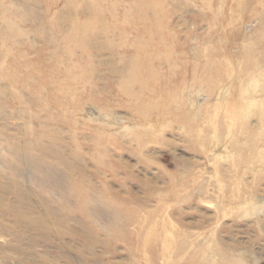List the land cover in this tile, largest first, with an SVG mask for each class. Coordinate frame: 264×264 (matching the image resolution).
Segmentation results:
<instances>
[{
  "label": "rangeland",
  "instance_id": "1",
  "mask_svg": "<svg viewBox=\"0 0 264 264\" xmlns=\"http://www.w3.org/2000/svg\"><path fill=\"white\" fill-rule=\"evenodd\" d=\"M260 15L264 0H0V194L8 196H0V264H255L248 254L239 257L244 249L264 264V215L234 214L249 201L264 207V169L256 170L264 157V105L245 117L240 93L244 80L264 77ZM258 93L247 98L264 101V89ZM227 149L237 152V166L218 157ZM21 196L26 203L16 201Z\"/></svg>",
  "mask_w": 264,
  "mask_h": 264
},
{
  "label": "bare ground",
  "instance_id": "2",
  "mask_svg": "<svg viewBox=\"0 0 264 264\" xmlns=\"http://www.w3.org/2000/svg\"><path fill=\"white\" fill-rule=\"evenodd\" d=\"M158 2H159V1H158ZM223 3H224V2H223ZM150 4H151V3H150ZM152 4H153V3H152ZM160 6H161V5H160ZM153 10H154V9H153ZM155 11H156V10H155ZM142 12H143V11H142ZM135 13H137V11H136ZM155 13H156V12H155ZM261 14H262V13H261ZM133 16H134V15H133ZM153 16H155V15H153ZM262 16H264V15H262ZM262 16L260 15V17H262ZM135 17H136V16H135ZM140 18H141V17H140ZM155 18H156V17H155ZM137 19H138V18H137ZM152 19H153V18H152ZM260 20H261V19H260ZM262 22H263V20H262ZM9 24H10V23H9ZM260 24H261V23H260ZM262 24H263V23H262ZM11 25H12V24H11ZM13 27H14V26H13ZM102 27H103V26H102ZM247 28H248V27H247ZM262 28H263V27H262ZM262 28H261V29H262ZM256 31H257V30H256ZM16 32H17V31H16ZM251 32H252V31H251ZM261 32H262V31H261ZM98 34H99V33H98ZM85 35H86V34H84L83 37H84ZM88 35H89V34H88ZM259 35H260V34H259ZM259 35H258V36H259ZM80 36H81V35H80ZM123 36H124V33H123ZM157 36H158V35H157ZM78 37H79V36H78ZM83 37H82V39H83ZM141 38H142V37H141ZM141 38L139 37L138 40L140 41ZM30 39H31V38H30ZM84 39H85V38H84ZM84 39H83V40H84ZM97 39H98V38H97ZM157 39H158V38H157ZM86 40H87V39H86ZM122 40H126V38H125V39H122ZM136 40H137V38H136ZM136 40H134V41H136ZM35 41H36V40H35ZM87 41H90V39H88ZM159 41H161V40H159ZM84 42H85V41H84ZM121 42H122V41H121ZM124 42H125V41H124ZM132 42H133V41H132ZM36 43H38V41H37ZM122 43H123V42H122ZM134 43H135V42H134ZM149 43H150V42H149ZM13 44H14V43H13ZM17 44H18V43H17ZM29 44H30V43H29ZM32 44H34V43H31L30 46H31ZM86 44H87V43H86ZM128 44H129V43H128ZM135 44H137V43H135ZM150 44H151V43H150ZM150 44H149V45H150ZM124 45H125V44H124ZM141 45H143L142 42H141ZM144 45H145V44H144ZM28 46H29V45H28ZM38 46H39V45H38ZM79 46H81V44H80ZM129 46H130V44H129ZM131 47H132V46H131ZM134 47H136V46L134 45ZM138 47H139V42H138ZM138 47H137V48H138ZM148 47H149V46H148ZM78 48H80V47H78ZM132 48H133V47H132ZM150 48H151V47H150ZM42 49H43V48H42ZM80 49H81V48H80ZM87 49H88V47H87ZM36 50H37V49H36ZM135 50H136V49H135ZM144 50H145V49H144ZM146 50H147V49H146ZM146 50H145V51H146ZM148 50H150V49H148ZM37 51H38V50H37ZM39 51H40V49H39ZM136 51H138V49H137ZM136 51H135V52H136ZM40 52H41V51H40ZM135 52H134V54H136ZM138 52L140 53V51H138ZM39 54H40V53H39ZM39 54H38V55H39ZM36 55H37V52H36ZM133 56H134V55H133ZM133 56H132V57H133ZM17 57H18V56H17ZM41 57H42V56H41ZM130 57H131V56H130ZM145 57H146V56H145ZM134 58H135V56L133 57V59H134ZM26 59H28V58L26 57ZM40 59H41V58H40ZM126 59H128V58H126ZM139 59H141L140 56H139ZM37 60H38V59H37ZM131 60H132V59H131ZM125 61H126V60H125ZM38 62H39V61H38ZM40 62H41V61H40ZM148 62H149V61H148ZM134 63H135V61H134ZM142 63H146V62H142ZM152 63H154V62H152ZM39 64H40V63H39ZM126 64H127V62H126ZM130 64H131V63H130ZM132 65H134V64H132ZM136 65H137V64H136ZM128 66H129V64H128ZM134 66H135V65H134ZM144 66H145V65H144ZM148 66L150 67L149 64H148ZM132 67H133V66H130L129 68H132ZM145 67H146V66H145ZM153 67H154V65H153ZM153 67H152V68H153ZM134 68H135V67H134ZM127 69H128V68H127ZM153 69H155V68H153ZM129 70H130V69H129ZM133 70H134V69H133ZM124 71H125V70H124ZM148 71H151V70H148ZM249 72H250V71H249ZM263 72H264V71H263ZM73 73H74V72H73ZM122 73H123V72H122ZM125 73H126V71H125ZM128 73H129V71H128ZM130 73H131V70H130ZM132 73H133V72H132ZM132 73H131L130 76H133ZM149 73H150V72H149ZM250 73H253V72H250ZM120 74H121V73H120ZM247 74H248V73H247ZM254 74H255V73H254ZM80 75H81V74H80ZM86 75H87V74H86ZM121 75H122V74H121ZM126 75H127V74H126ZM249 75L252 76L251 74H249ZM249 75H247L246 77H248ZM255 75H256V74H255ZM262 75H263V74H262ZM71 76H72V75H71ZM88 76H89V75H88ZM128 76H129V74H128ZM134 76H135V74H134ZM83 77H84V76H83ZM124 77H125V78H128V77H126V76H124ZM148 77H150V76L148 75ZM253 77H254V75H253ZM255 77H256V76H255ZM16 78H18V77H16ZM20 78H21V77H20ZM65 78H66V77H65ZM68 78H69V77H68ZM78 78H79V76H78ZM85 78H86V77H85ZM129 78H130V77H129ZM239 78H241V77H239ZM87 79H88V78H87ZM87 79H86V80H87ZM130 79H132V78H130ZM247 79H249V77H248ZM82 80H83V78H82ZM123 80H124V79H123ZM132 80H133V79H132ZM242 80H243V79H242ZM242 80H241V81H242ZM65 81H66V80H65ZM76 81H77V80H76ZM84 81H85V80H84ZM125 81H126V80H125ZM125 81H124V82H125ZM245 81H247V80H244V83H245V84H243V85L241 86V89H242V90L240 89V90H241L240 93H242V97L245 99V101L247 100V108H246L245 117H248V116H250V115L252 114L253 111H256V110L261 109V108L263 107V105H264L263 96H260V98H257V100H256V99H255V100H253V99L251 100V99H248V98H247L248 95H250V94H252V93H258L261 89H264V77H263V78H260V77H259V79H258V77H257V79H256V78H251V79H249L247 82H245ZM16 82H17V81H16ZM19 83H20V82H19ZM127 83H128V81H127ZM132 83H133V82H131L130 84H132ZM15 85H16V84H15ZM60 85H61V84H60ZM132 85H133V84H132ZM239 85H240V84H239ZM34 86H35V85H34ZM34 86H33V87H34ZM56 86H58V85H56ZM52 87H53V86H52ZM52 87H50V88H52ZM0 88H1V86H0ZM34 88H35V87H34ZM37 88H38V86H37ZM53 88H54V87H53ZM55 88H56V87H55ZM59 90H60V89H59ZM93 90H94V89H93ZM126 91H129V90H126ZM126 91H125V93H126ZM131 91H132V90H131ZM131 91H129V93H130ZM4 92H5V91H4ZM4 92H2V93H4ZM2 93H1V94H2ZM51 93H52V92H51ZM51 93H50V94H47V95H51ZM57 93H58V92H57ZM42 94H43V93H42ZM53 94H54V93H53ZM93 94H94V93H93ZM93 94H92V95H93ZM95 94H96V93H95ZM97 94H98V93H97ZM127 94H128V93H127ZM258 94H262V91H261V93H258ZM6 95H7V94H6ZM77 95H79V94H77ZM80 96H81V95H80ZM93 96H95V95H93ZM42 97H44V96H42ZM77 97H78V96H77ZM97 97H98V96H97ZM45 98H46V97H45ZM57 98H59V97H57ZM64 98H65V96H64ZM67 98H68V97H67ZM81 98H82V97H81ZM81 98H80V99H81ZM98 98H99V97H98ZM47 99H48V98H47ZM84 99H85V98H84ZM102 99H103V98H102ZM43 101H44V99H43ZM47 101H48V100H47ZM84 101H85V100H84ZM44 102H45V101H44ZM64 102H65V101H64ZM64 102H63V103H64ZM66 102H67V101H66ZM68 102L70 103L71 101H68ZM243 102H244V101H243ZM60 103H61V102H60ZM73 103L75 104V102H73ZM78 103H79V102H78ZM80 103H81V102H80ZM87 104H88V103H87ZM194 104H196V102H195ZM262 104H263V105H262ZM76 105H77V104H76ZM79 105H80V104H79ZM79 105H77V106H79ZM89 105H90V104H89ZM241 105H242V104H241ZM245 105H246V104H245ZM84 106H86V105H84ZM193 106H194V105H193ZM242 106H243V105H242ZM59 107H60V105H59ZM64 107H65V106H64ZM68 107H70V105H69ZM88 107H89V106H88ZM2 108H3V107H2ZM62 108H63V107H62ZM62 108H61V109H62ZM75 108H76V106H75ZM84 108H85V107H84ZM92 108H93V107H92ZM241 108H242V107H241ZM78 109H80V108L77 107L76 110H78ZM239 109H240V108H239ZM27 110H29V109H27ZM74 110H75V109H74ZM85 110H86V108H85ZM95 110H96V109H95ZM193 110H195V109H193ZM244 110H245V109H244ZM78 111H79V110H78ZM74 112H75V111H74ZM76 112H77V111H76ZM82 112H83V111H82ZM84 112H85V111H84ZM93 112H94V111H93ZM102 112H103V111H102ZM104 112H106V111H104ZM108 112H109V111H108ZM242 112H243V111H242ZM29 113H30V110H29ZM29 113H28L27 115H30ZM48 113H49V112H48ZM63 113H64V112H63ZM20 114H21V113H20ZM65 114H66V113H65ZM65 114H64V115H65ZM69 114H70V113H69ZM69 114H67V115H69ZM72 114H73V111H72ZM75 114H77V113H75ZM78 114H79V113H78ZM105 114H106V113H105ZM109 114H110V113H109ZM113 114H114V113H113ZM213 114H214V113H213ZM243 114H244V113H243ZM27 115H26V116H27ZM31 115H32V114H31ZM83 115H84V114H83ZM241 115H242V114H241ZM35 116H36V114H35ZM35 116H34V117H35ZM42 116H44V118H42V119H46V117H47V115H46V116H45V115H42ZM42 116H41V117H42ZM51 116H52V115H51ZM70 116H71V115H70ZM70 116H69V117H70ZM103 116H104V115H103ZM195 116H196V115H195ZM258 116H259V115H258ZM15 117H16V116H15ZM29 117H30V116H29ZM34 117H33V119H34ZM38 117H39V115H38ZM41 117H39V118H41ZM48 117H49V116H48ZM72 117H73V116H72ZM84 117H85V116H84ZM116 117H118V116H116ZM190 117H192V116H190ZM216 117H217V116H216ZM18 118H19V117H18ZM67 118H68V117H67ZM67 118H66V119H67ZM77 118H78V117H77ZM77 118H76L75 120H77ZM237 118H239V117H237ZM30 119H31V117H30ZM47 119H48V118H47ZM47 119H46V120H47ZM240 119H243V118L241 117ZM258 119H259V117H258ZM1 120H2V119H1ZM14 120H15V119H14ZM63 120H64V119H63ZM67 120H68V119H67ZM67 120H66V121H67ZM152 120H153V119H152ZM260 120H261V119H260ZM43 121H44V120H43ZM47 121H48V120H47ZM53 121H54V118H53ZM56 121H59V120H56ZM56 121H54V122H56ZM78 121H79V120H78ZM80 121H81V118H80ZM145 121H146V120H145ZM238 121H239V120H238ZM249 121H250V119H249ZM24 122H25V121H24ZM36 122H37V121H36ZM44 122H45V121H44ZM49 122H52V121H48V124H49ZM64 122H65V121H64ZM64 122L62 121V124H63ZM67 122H68V121H67ZM121 122H122V121H121ZM139 122H140V121H139ZM152 122H153V121H152ZM155 122H160V121H156V120H155ZM161 122H163V121H161ZM239 122H240V121H239ZM242 122H243V121H242ZM1 123H2V122H1ZM8 123H9V122H8ZM38 123L40 124V121H39ZM142 123H143V121H142ZM166 123H167V122H166ZM248 123H249V122H248ZM248 123H247V124H248ZM29 124H30V126H31V124H32V126H33V125L35 124V122H34V123L29 122ZM41 124H42V123H41ZM74 124H76V123H74ZM85 124H87V123H85ZM94 124H95V123H94ZM115 124H116V123H115ZM136 124H137V123H135V125H136ZM168 124H170V123H168ZM168 124H166V125H168ZM171 124H172V123H171ZM183 124H184V123H183ZM258 124H260V123H258ZM258 124H257V125H258ZM261 124H262V123H261ZM2 125H4V123H3ZM23 125H24V124H23ZM44 125H45V123L43 124V126H44ZM50 125H51V127H49V128H52V124H50ZM77 125H79V124L77 123ZM77 125H76V126H77ZM80 125H81V124H80ZM138 125H139V124H138ZM150 125H151V124H150ZM43 126L40 125V128H39V129L41 130V127H43ZM47 126H48V125H47ZM66 126H67V125H66ZM125 126H126V125H125ZM169 126H170V125H169ZM172 126H174V124H173ZM177 126H179V125H177ZM177 126H176V128H177ZM184 126H185V125H184ZM6 127H7V126H6ZM36 127H37V124H36ZM45 127H46V126H44L43 130H45ZM54 127H55V126H54ZM54 127H53V128H54ZM86 127H87V126H86ZM91 127H92V126H91ZM94 127H95V125H94ZM98 127H99V125H98ZM104 127H105V126H104ZM129 127H130V126H129ZM161 127H162V126H161ZM49 128H48V129H49ZM53 128H52V129H53ZM108 128H110V127H108ZM113 128H114V127H113ZM140 128H141V127H140ZM184 128H185V127H184ZM186 128H187V127H186ZM186 128H185V129H186ZM246 128H247V127H246ZM258 128H259V127H258ZM7 129H8V128H7ZM39 129H36L35 131H37V130L39 131ZM46 129H47V128H46ZM52 129H49V131L52 130ZM55 129H57V128H55ZM85 129H86V128H85ZM88 129H89V128H88ZM95 129H97V128L95 127ZM141 129H142V128H141ZM158 129H159V128H158ZM172 129H174V128H172ZM241 129H242V128H241ZM248 129H249V128H248ZM248 129H247V130H248ZM33 130H34V129H33ZM53 130H54V129H53ZM69 130H70V129H69ZM81 130H83V129H81ZM86 130H87V129H86ZM91 130H93V129H91ZM103 130H105V129H103ZM111 130H112V129H111ZM113 130H114V129H113ZM27 131H28V130H27ZM29 131H30V130H29ZM58 131H62V130L60 129V130H58ZM67 131H68V130H67ZM93 131H94V130H93ZM107 131H108V130H107ZM109 131H110V130H109ZM139 131H140V130H139ZM143 131H144V130H143ZM187 131H188V130H187ZM189 131H190V130H189ZM261 131H262V130H261ZM33 132H34V131H32V133H33ZM42 132H43V131H42ZM47 132H48V130H47ZM55 132H56V131H55ZM55 132H54V134L56 135ZM63 132H64V131H63ZM84 132H85V131H84ZM102 132H103V131H102ZM140 132H142V131H140ZM159 132H160V131H159ZM179 132H180V131H179ZM185 132H186V131H185ZM34 133H37V132H34ZM34 133H33V135H34ZM38 133H39V136H40V131H39ZM44 133H45V132H44ZM48 133H51V132H48ZM61 133H62V132H61ZM69 133H70V132H69ZM86 133H87V132H86ZM189 133H190V132H189ZM28 134H29V133H28ZM41 134H43V133H41ZM51 134H52V133H51ZM57 134H58V133H57ZM102 134H103V133H102ZM115 134H116V133H115ZM115 134H114V135H115ZM193 134H194V133H193ZM58 135H60V134H58ZM62 135H63V134H62ZM68 135H69V134H68ZM68 135H66V137H67ZM99 135H100V134H99ZM116 135H117V134H116ZM118 135H119V133H118ZM118 135H117V136H118ZM137 135H138V134H137ZM145 135H146V134H145ZM148 135H150V134L148 133L147 136H148ZM188 135H189V134H188ZM27 136H28V135H27ZM39 136H38V137H39ZM41 136H42V135H41ZM41 136H40V138H41V140L43 141L44 139H42ZM60 136H61V135H60ZM60 136H59V137H60ZM63 136H64V135H63ZM74 136H76V135H74ZM88 136L90 137L91 135H88ZM50 137H53V136H50ZM61 137H62V136H61ZM91 137H93V136H91ZM122 137H123V136H122ZM142 137H143V135H142ZM148 137H149V136H148ZM150 137H151V136H150ZM154 137H155V136H154ZM33 138H34V137H33ZM55 138H58V137H55ZM55 138L53 137V139H55ZM64 138H65V137H64ZM68 138H69V136H68ZM68 138H67V139H68ZM77 138H78V137H77ZM77 138H76V139H77ZM79 138H80V137H79ZM81 138H82V136H81ZM93 138H94V137H93ZM131 138L133 139V137H131ZM135 138H136V137H135ZM161 138H162L161 141L164 140L162 136H161ZM246 138H247V137H246ZM248 138H250V137H248ZM248 138H247V139H248ZM0 139H2V138H0ZM30 139H31V138H30ZM37 139H38V138H37ZM37 139H36V141H38ZM46 139H47V138H46ZM46 139H45V140H46ZM48 139H50V138H48ZM59 139L61 140L62 138H59ZM59 139H58L57 141L59 142V144H62V143L60 142ZM67 139L64 140V141H67ZM105 139H106V138H105ZM144 139H145V138H144ZM150 139H152V138H150ZM193 139L195 140V137H194V136H193ZM27 140H28V139H27ZM109 140H111V139H109ZM117 140H119V138H117ZM117 140H116V141H117ZM129 140H130V139H129ZM142 140H143V139H142ZM155 140H156V139H155ZM158 140H159V137H158ZM249 140H250V139H249ZM39 141H40V140H39ZM42 141H41V142H42ZM49 141H50V140H49ZM52 141H53V140L51 139V143H52ZM54 141H55V140H54ZM57 141H56V146H57V144H58ZM61 141H63V139H62ZM64 141H63V142H64ZM74 141H75V139H74ZM76 141H77V140H76ZM84 141H85V140H84ZM116 141H115V142H116ZM139 141H140V139H139ZM143 141H144V140H143ZM147 141H148V140H147ZM153 141H154V140H153ZM156 141H157V140H156ZM167 141H168V140H167ZM191 141H192V139H191ZM32 142H33V141H32ZM34 142H35V141H34ZM34 142H33V144H34ZM46 142H47V141H46ZM122 142H124V141L122 140ZM126 142H127V141H126ZM159 142H160V141H159ZM169 142H170V141H169ZM0 143H1V142H0ZM27 143H28V142H26V144H27ZM35 143H36V142H35ZM69 143H70V142H69ZM69 143H68V144H69ZM79 143H81V142H79ZM79 143H78V144H79ZM91 143H92V141H91ZM112 143H113V142H112ZM124 143H125V142H124ZM131 143H133V142H131ZM138 143H139V142H138ZM140 143H141V142H140ZM143 143H144V142H143ZM143 143L140 144V147H141V145H143ZM153 143H154V142H153ZM33 144H32V145H33ZM39 144H40V143H39ZM45 144H46V145H45ZM45 144H44V141H43V144H42V145H45V147H46V146L48 147V144H47V143H45ZM49 144H50V142H49ZM82 144H83V143H82ZM101 144H102V142H101ZM120 144H121V142H120ZM125 144H126V143H125ZM134 144H135V143H134ZM164 144H165V143H164ZM164 144H163V145H164ZM199 144H200V143H199ZM51 145H52V144H51ZM75 145H76V144H75ZM86 145H87V144H86ZM98 145H99V144H98ZM102 145H103V144H102ZM112 145H113V144H112ZM114 145H115V143H114ZM123 145H124V144H122V145H120V146L123 147ZM131 145H132V144H131ZM167 145H168V144H167ZM202 145H203V144H202ZM202 145H200V146L202 147ZM52 146H53V148H54V143H53ZM63 146H64V145H63ZM80 146H82V145H79L78 147H80ZM94 146H95V145H94ZM143 146H144V145H143ZM204 146H205V145H204ZM25 147H26V146H25ZM27 147H28V146H27ZM45 147H41V148H43L42 150H44ZM49 147H50V145H49ZM49 147H48V148H49ZM59 147H60V146H59ZM59 147H55V148H58L56 151H58L59 149H62V151H61L62 153H61V152H58V153L63 154V151H64L63 148H62V147L59 148ZM66 147H69V146L67 145ZM74 147H76L77 149H79V148L77 147V145L74 146ZM82 147H84V145H83ZM87 147H88V145L86 146V148H87ZM103 147H104V146H103ZM106 147H107V146H105V148H106ZM138 147H139V146H138ZM201 147H200V148H201ZM53 148H52V150H54V153H55L56 151H55V149H53ZM70 148H71V147H70ZM105 148H104V149H105ZM110 148H112V146H111ZM115 148H116V146H115ZM233 148H234V147H233ZM247 148H249V147H246V149H247ZM7 149H8V148H7ZM37 149H38V148H37ZM68 149H69V148H68ZM68 149H67V150H68ZM72 149H73V148H72ZM77 149H76V150H77ZM88 149H89V147H88ZM94 149H95V147H94ZM96 149H97V148H96ZM100 149H101V147H100ZM104 149H103V150H104ZM113 149H114V148H113ZM113 149H112V150H113ZM120 149H121V148H120ZM120 149H119V150H120ZM127 149H128V148H127ZM142 149H143V148H142ZM198 149H199V147H198ZM205 149H206V148H205ZM234 149H235V148H234ZM234 149H233V150H232V149L224 150L223 153H221L218 157H220V158H222V159H230L229 161L231 162V164H232L233 166H237L239 161H238V162L236 161V154H235V153H237V152L235 151L236 149H235V150H234ZM18 150H19V149H18ZM20 150H21V149H20ZM25 150H26V148H25ZM29 150H30V149H29ZM31 150H32V149H31ZM35 150H36V149H35ZM38 150L41 151V149H38ZM47 150L49 151V149H47ZM76 150H75V151H76ZM80 150H81V148H80ZM80 150H79V151H80ZM89 150H90V149H89ZM101 150H102V149H101ZM109 150H111V149H109ZM125 150H126V149H125ZM134 150H135V149H134ZM247 150H248V149H247ZM40 151H39V152H40ZM45 151H46V150H44L43 152H45ZM48 151H47V152H48ZM68 151H70V150H68ZM68 151H67V152L65 151V152L67 153V155L69 154ZM82 151H83V150H82ZM82 151H81L80 153H82ZM94 151H96V150H94ZM94 151H92V152H93V153H92L93 156L95 155V154H94V153H95ZM97 151H99V150H97ZM106 151H107V150H106ZM135 151H136V150H135ZM244 151H245V150H244ZM244 151H242V152H244ZM39 152H38V154H39ZM50 152H51V149H50ZM50 152H49V154H50ZM83 152H84V151H83ZM85 152L88 154L87 150H85ZM89 152H90V151H89ZM99 152H100V151H99ZM246 152H247V151H245V153H246ZM41 153H42V152H40V154H41ZM54 153H53V154H54ZM56 153H57V152H56ZM72 153H73V152H72ZM77 153H79V152H77ZM105 153H106V152H104V154H105ZM109 153H110V152H109ZM112 153H114V151H113ZM112 153H111V154H112ZM120 153H121V152H120ZM245 153H244V155H245ZM9 154H10V153H9ZM17 154H19V153H17ZM20 154H21V153H20ZM70 154H71V153H70ZM74 154H75V152H74ZM74 154H73V156H74ZM102 154H103V153H102ZM137 154H138V153H137ZM140 154H141V153H140ZM234 154H235V155H234ZM50 155H51V154H50ZM54 155H55V158H56V157H57L56 154H54ZM71 155H72V154H71ZM71 155H70V156H71ZM75 155H79V154H75ZM80 155H81V154H80ZM85 155H86V154H85ZM88 155H89V154H88ZM96 155H97V153H96ZM13 156H16V154H13ZM13 156H12V157H13ZM47 156H48V154H47ZM58 156H59V154H58ZM61 156L63 157V155H61ZM83 156H84V155H83ZM83 156L81 155L80 157L82 158ZM91 156H92V155H91ZM97 156H98V155H97ZM104 156H105V157H103V158L105 159L106 156H109V154H108V155H104ZM113 156L115 157L114 154H113ZM138 156H139V155H138ZM141 156H144V155H141ZM258 156H259V155H258ZM12 157H11V160H12ZM34 157H37V156H34ZM43 157H44V156H43V154H42V158H43ZM45 157H46V156H45ZM64 157H65V156H64ZM80 157H78V156L76 157V156H75V160L78 159V158H80ZM84 157H85V156H84ZM84 157H83V159H84ZM87 157H88V156H87ZM89 157H90V156H89ZM99 157H100V156H98L97 158L100 159L101 157H100V158H99ZM116 157H117V156H116ZM116 157H115V159H117ZM122 157H123V156H122ZM139 157H140V156H139ZM254 157H255V155H254ZM254 157H253V158H254ZM20 158H22V157H20ZM38 158H39V157H38ZM47 158H48V157H47ZM49 158H50V157H49ZM49 158H48V159H49ZM67 158H68V157H67ZM67 158L65 157V159H67ZM90 158L93 159V161H94V157H90ZM90 158H89V159H90ZM107 158L109 159V157H107ZM107 158H106V159H107ZM145 158H146V157H145ZM243 158H244V157H243ZM261 158H262V157H261ZM9 159H10V158H9ZM44 159H45V158H44ZM44 159H43V161H44ZM62 159H63V158H62ZM83 159H82V161H81V159H80V161L83 162ZM98 159L95 160L94 164L96 163V161L98 162ZM101 159H102V158H101ZM106 159L104 160L105 162H107ZM263 159H264V157L262 158V160H263ZM39 160H41V159H39ZM39 160H37V162H38ZM51 160H52V159H51ZM56 160H57V159H56ZM67 160L69 161L70 159H67ZM73 160H74V159H73ZM262 160H261L262 163L258 164L259 162H258L257 159H256V163L258 164V165L256 166V170H257V168H260V170H263V169H264V160H263V161H262ZM15 161H16V159H15ZM15 161H13V162H15ZM46 161H47V160H46ZM62 161H63V160H62ZM104 161H102V163H105ZM108 161H109V160H108ZM118 161H119V160H118ZM120 161H121V160H120ZM149 161H150V159H149ZM249 161H250V160H249ZM249 161L246 162V163H244V162L242 161L243 164L246 165V166H244V167H247V166H248L247 168H249V167L251 168V167H254V166L256 165V164L251 163V162H249ZM252 161H253V159H252ZM259 161H260V160H259ZM11 162H12V161H11ZM35 162H36V161H35ZM57 162H58V161H57ZM60 162H61V161H60ZM84 162H85V160H84ZM87 162H88V160H87ZM87 162H86V163H87ZM136 162H137V161H136ZM146 162H147V161H146ZM150 162H151V161H150ZM242 162H240V163H242ZM31 163H32V162H31ZM31 163H30V164H31ZM46 163H47V162H46ZM50 163H51V162H50ZM61 163H62V162H61ZM68 163H70V162H68ZM77 163H78V162H77ZM99 163H100V162H99ZM107 163H108V162H107ZM137 163H139V162H137ZM48 164H49V163H48ZM53 164H54V163H52V165H53ZM105 164H106V163H105ZM110 164H111V163H110ZM122 164H123V163H122ZM126 164H127V163H126ZM141 164H142V163H141ZM151 164H152V163H151ZM243 164H242V165H243ZM58 165H59V163H58ZM60 165H61V164H60ZM62 165H63V164H62ZM69 165H70V164H68L67 166H69ZM73 165H74V164H73ZM85 165H86V166H85ZM85 165H84V166H85V169H86L87 164H85ZM90 165H91V164H90ZM97 165H98V163H97ZM99 165H101V164H99ZM103 165H104V164H103ZM103 165H102V166H103ZM124 165H125V164H123V166H124ZM127 165H128V164H127ZM136 165H137V164H136ZM47 166H48V165H47ZM54 166H56V165H54ZM76 166H77V165H76ZM76 166H75V167H76ZM80 166H81V165H80ZM88 166H89V165H88ZM104 166H105V165H104ZM108 166H109V164H108ZM128 166H129V165H128ZM137 166H138V165H137ZM230 166H231V165H230ZM41 167H42V166H40V168H41ZM58 167H59V166H58ZM240 167H241V166H240ZM43 168H45V167H43ZM50 168H52V167H50ZM50 168H49V169H50ZM65 168H67V167H65ZM69 168H70V167H69ZM73 168H74V167H73ZM91 168H92V167H91ZM113 168H114V167H113ZM129 168H131V167L129 166ZM45 169H46V168H45ZM47 169H48V168H47ZM47 169H46V170H47ZM55 169L57 170L56 167H55ZM55 169H54V170H55ZM58 169H59V168H58ZM67 169H68V168H67ZM67 169H66V170H67ZM75 169H76V168H75ZM75 169H74V170H75ZM77 169H78V168H77ZM77 169H76V171H77ZM81 169H83V168H81ZM89 169H90V168H89ZM110 169H111V167H110ZM234 169H235V168H234ZM237 169H238V167H237ZM50 170L52 171V169H50ZM50 170H48V172H49ZM68 170H69V169H68ZM78 170H79V169H78ZM86 170H87V169H86ZM113 170H114V169H113ZM119 170H121V169H119ZM13 171H14V170H13ZM51 171H50V172H51ZM59 171H62V170H59ZM76 171H75V172H76ZM90 171H91V170H90ZM90 171H87V172H90ZM97 171H98V170H97ZM233 171H234V170H233ZM236 171H237V170H236ZM239 171H240V170H238L237 172L239 173ZM43 172H45V171H43ZM48 172H47V175H48ZM69 172H70V171H69ZM69 172H68V173H69ZM71 172H72V170H71ZM75 172H74V173H75ZM81 172H82V171H81ZM98 172H99V171H98ZM251 172H252V170H251ZM255 172H256V171H255ZM45 173H46V172H45ZM65 173H66V172H65ZM83 173H84V172H82V174H83ZM113 173H114V172H113ZM238 173H237V174H238ZM252 173H253V172H252ZM39 174H40V173H39ZM41 174H42V171H41ZM59 174H60V173H59ZM82 174H81V175H82ZM84 174H86V173H84ZM100 174H101V172H100ZM104 174H105V173H104ZM106 174H107V173H106ZM106 174H105V175H106ZM118 174H119V173H118ZM239 174H240V173H239ZM254 174H255V173H254ZM254 174H253V175H254ZM43 175H45V174H43ZM74 175H76V173H75ZM77 175H78V173H77ZM79 175H80V173H79ZM115 175H116V174H115ZM119 175H120V174H119ZM119 175H118V176H119ZM261 175H262V174H261ZM19 176H20V175H19ZM51 176H52V175H51ZM84 176H85V175H84ZM237 176H238V175H237ZM239 176H240V175H239ZM254 176H255V175H254ZM257 176H258V175H257ZM41 177H43V176H41ZM45 177H46V176H45ZM60 177H61V174H60ZM60 177H59L58 179H61ZM63 177H64V176H63ZM74 177H75V176H74ZM77 177H78V176H77ZM79 177H80V176H79ZM79 177H78V178H79ZM86 177H87V176H86ZM91 177H92V175H91ZM108 177H109V176H108ZM71 178H72V176H71ZM237 178H238V177H237ZM237 178H236V180H237ZM241 178H242V177H241ZM48 179H51L50 176H49V178H47V180H48ZM58 179H57V180H58ZM65 179H66V178H65ZM84 179H85V178H84ZM109 179H110V178H109ZM261 179H262V178H260V180H261ZM44 180H45V179H44ZM51 180H52V179H51ZM71 180H73V178H72ZM71 180H70V181H71ZM91 180H92V179H91ZM238 180L240 181V179H238ZM238 180H237V181H238ZM260 180H259V181H260ZM49 181H50V180H49ZM84 181L86 182V180H84ZM259 181H257V182H259ZM262 181H263V180H262ZM61 182H62V181H61ZM72 182L74 183L75 181H72ZM78 182H80V181H78ZM82 182H83V181H82ZM88 182H90V180H88ZM91 182H92V181H91ZM97 182H98V181H97ZM122 182H124V181H122ZM142 182H143V181H142ZM151 182H152V181H151ZM52 183H53V182H52ZM80 183H81V182H80ZM83 183H84V182H83ZM95 183H96V182H95ZM98 183H99V182H98ZM98 183H96V184L99 185ZM144 183H147V182H144ZM261 183H262V182H261ZM40 184H41V183H40ZM54 184H55V183H54ZM92 184H94V183H92ZM92 184H91V185H92ZM116 184H117V183H116ZM119 184H120V183H119ZM124 184H125V182H124ZM149 184H150V182H149ZM237 184H238V183H237ZM259 184H260V182H259ZM56 185H57V184H56ZM72 185L74 186V184H72ZM75 185H76V183H75ZM77 185H79V184H77ZM94 185H95V184H94ZM110 185H111V184H110ZM128 185H129V184H128ZM235 185H236V184H235ZM238 185H239V184H238ZM254 185H255V184H254ZM46 186H47V184H46ZM46 186H45V187H46ZM95 186H96V185H95ZM105 186H106V185H105ZM111 186H112V185H111ZM150 186H153V185H149V187H150ZM257 186H258V185H257ZM0 187H5V186H4V185H3V186L0 185ZM47 187H48V186H47ZM50 187H51V186H50ZM79 187H80V186H79ZM109 187H110V186H109ZM120 187H122L121 184H120ZM125 187H126V186H125ZM238 187H239V186H238ZM72 188H73V187H72ZM75 188L77 189L78 186H75ZM94 188H95V187H94ZM97 188H99V187H97ZM54 189H55V188H54ZM79 189H81V188H79ZM109 189H110V188H109ZM109 189H108V190H109ZM0 190L2 191V189H0ZM5 190H6V189H5ZM50 190H51V189H50ZM111 190H112V189H111ZM125 190H126V189H125ZM3 191H4V190H3ZM7 191H9V188H8ZM51 191H53V190H51ZM55 191H56V190H54V192H55ZM77 191H78V190H77ZM77 191H76V193H78V192L81 191V190H79L78 192H77ZM83 191H84V189H83ZM115 191H116V190H115ZM131 191H132V190H131ZM5 192H6V191H5ZM65 192H66V191H65ZM98 192H99V191H98ZM98 192H97V194H98ZM100 192H101V191H100ZM117 192H118V191H117ZM119 192H120V191H119ZM133 192H134V191H133ZM160 192H161V191H160ZM0 193H1V192H0ZM7 193H8V192H7ZM51 193H53V192H51ZM51 193H49V194H51ZM66 193H67V192H66ZM73 193H74V192H73ZM82 193H83V192H82ZM121 193H122V192H121ZM124 193H125V192H124ZM124 193H123V194H124ZM163 193H164V192H163ZM8 194H9V193H8ZM19 194L22 195L23 193H19ZM54 194H56V193H54ZM67 194H68V193H67ZM74 194H75V193H74ZM78 194L80 195L81 192L78 193ZM83 194H85V192H84ZM101 194H102V193H101ZM135 194H136V193H135ZM3 195H4V194H2V195L0 194V196H2V197H3ZM5 195L7 196V194H5ZM5 195H4V196H5ZM57 195H60V194H57ZM81 195H82V194H81ZM81 195L78 196V197H81ZM85 195H86V194H85ZM85 195H82V197H85ZM142 195H143V194H142ZM161 195H164V194L161 193ZM6 196H5V197H6ZM18 196H19V195H18ZM22 196H23V195H22ZM22 196H21V198H19V201H18V199L16 200V201L19 202V203L21 202V204H22L23 202H25V201H20V199H22ZM53 196H54V195H53ZM53 196H52V197H53ZM61 196H62V195H61ZM61 196H60V197H61ZM66 196H67V195H66ZM69 196H70V195H69ZM75 196L77 197V194H76ZM102 196H103V194H102ZM123 196H124V195H123ZM164 196H165V195H164ZM164 196H163V197H164ZM168 196H169V195H168ZM7 197H8V196H7ZM88 197L91 198L92 196H88ZM103 197H104V196H103ZM108 197H109V195H108ZM163 197H161V198L163 199ZM17 198H18V197H17ZM86 198H87V197H86ZM106 198H107V196H106ZM112 198H113V197H112ZM156 198H157V197H156ZM165 198H166V197H164V200L166 201ZM167 198H168V197H167ZM3 199H4V198H3ZM7 199H8V198H7ZM77 199L79 200V198H77ZM87 199H89V198H87ZM0 200H1V198H0ZM23 200H24V199H23ZM26 200H27V199H26ZM62 200H63V199H62ZM70 200H72V197H71ZM73 200H74V198H73ZM82 200H83V199H82ZM123 200H124V199H123ZM123 200H122V201H123ZM3 201H4V200H3ZM58 201H59V200H58ZM65 201H66V200H65ZM80 201H81V198H80ZM84 201L86 202V200H84ZM109 201H111V200H108V202H109ZM14 202H15V201H14ZM14 202H13L12 204H14ZM60 202H61V201H60ZM63 202H64V201H63ZM112 202H113V201H112ZM116 202H117V201H116ZM166 202H167V201H166ZM2 203H3V202H2ZM5 203H7V202L5 201ZM5 203H4V204H5ZM25 203H26V202H25ZM61 203H62V202H61ZM68 203H69V200H68ZM117 203H118V202H117ZM117 203H116V204H117ZM122 203H123V202H122ZM129 203H131V202H129ZM253 203H254V202H252V201H249V202L244 203L243 207L238 208V210H237L236 213H234V214H236V216H237L239 219H240V218H248V217H250V216H255V217L257 218V217H260V216L264 215V207L260 206L261 208H259V207L255 206L256 204L253 205ZM0 204H1V203H0ZM15 204H17V203H15ZM21 204H20L19 207H21ZM66 204H67V203H66ZM79 204H81V203L79 202ZM85 204H86V203H85ZM85 204H84V205H85ZM111 204H112V203H111ZM111 204L109 203V205H111ZM10 205H11V204H10ZM27 205H28V204H27ZM68 205H69V204H68ZM70 205H71V204H70ZM86 205H87V204H86ZM113 205H114V204H113ZM119 205H120V204H119ZM122 205H124V204H122ZM122 205H121V206H122ZM131 205H132V204H131ZM16 206H17V205H16ZM78 206H80V205H78ZM117 206H118V205H117ZM126 206H127V205H126ZM0 207H1V206H0ZM13 207H15V205H13ZM13 207H12V209H13ZM25 207H26V206H25ZM28 207H30V206H28ZM28 207H27V208H28ZM140 207H141V206H140ZM3 208H4V207H3ZM23 208H24V207H23ZM68 208H69V210H70V207H68ZM83 208H85V207H83ZM118 208H121V207L118 206ZM4 209H5V208H4ZM15 209H16V208H14L13 210H15ZM18 209H19V208H18ZM20 209H21V208H20ZM20 209H19V210H20ZM24 209H25V208H24ZM29 209H30V208H29ZM79 209H80V208H79ZM31 210H32V209H31ZM35 210H36V208H35ZM48 210H49V208H48ZM83 210H84V209H83ZM114 210H115V209H114ZM22 211H23V210H21V212H22ZM45 211H46V209H45ZM116 211H118V210H116ZM116 211H115V214H116ZM126 211H127V210H126ZM19 212H20V211H19ZM31 212H32V211H31ZM35 212H37V211H35ZM39 212H40V211H38V213H39ZM127 212H128V211H127ZM11 213H12V211H11ZM15 213H16V211H15ZM33 213H34V212H33ZM46 213H47V212H46ZM52 213H53V212H52ZM120 213H121V212H120ZM130 213H131V212H129V214H130ZM3 214H4V213H3ZM5 214H6V213H5ZM16 214H17V213H16ZM23 214H26V213H25V210H24V213H23ZM23 214H22V215H23ZM31 214H32V213H31ZM48 214H49V213H48ZM115 214H114V215H115ZM122 214H123V213H122ZM127 214H128V213H127ZM18 215H19V214H18ZM18 215H17V216H18ZM20 215H21V214H20ZM20 215H19V217H20ZM22 215H21V217H22V219H23V216H22ZM37 215H38V214H36V217H38ZM119 215H120V214H119ZM4 216H5V215H4ZM11 216H13V214H11ZM14 216H15V215H14ZM17 216H16V218H17ZM27 216H28V215H27ZM42 216H43V215H42ZM49 216H50V218H51V215H49ZM54 216H55V215H54ZM120 216H121V219H122V218H123L122 216H124V215H120ZM19 217H18L17 219H19ZM24 217H26V215H25ZM29 217H30V216H29ZM29 217H26V222H27V220H28L27 218H29ZM130 217H131V216H130ZM42 218H43V217H42ZM47 218H48V217H47ZM54 218H55V217H54ZM127 218H129V217H127ZM132 218H133V216H132ZM143 218H144V217H143ZM22 219L20 218V220H22ZM24 219H25V218H24ZM115 219H116V218H115ZM250 219H251V218H250ZM250 219H249V221H250ZM252 219H253V218H252ZM42 220H43V219H42ZM51 220H52V219H51ZM117 220H118V219H117ZM119 220H120V219H119ZM126 220H127V219H126ZM130 220H131V219H130ZM242 220H243V219H242ZM14 221H17V220L14 218ZM29 221H31V220H28V224H30V225H31V223H32V224L36 223V222H35L36 220L34 221V219H33L34 223H33V221H32L31 223H29ZM40 221H41V220H40ZM43 221H44V220H43ZM60 221H61V220H60ZM121 221H122V220H121ZM262 221H263V220H262ZM22 222H24V221H22ZM22 222H21V223H22ZM46 222H47V221H46ZM46 222H45V223H46ZM48 222H49V221H48ZM259 222H260V221H259ZM16 223H18V221H17ZM40 223H41V222H40ZM42 223H43V224H40L41 226L44 225V222H42ZM62 223H65V222H62ZM261 223H264V222H261ZM18 224H19V223H18ZM18 224H17V225H18ZM23 224H25V223H23ZM28 224L26 223V226H27ZM250 224H251V223H250ZM253 224H254V223H253ZM20 225H21V224H20ZM30 225H29V226H30ZM117 225H118V224H117ZM23 226H25V225H23ZM26 226H25V227H26ZM38 226H39V224H38ZM38 226H37V227H38ZM118 226H119V225H118ZM25 227H23V228H25ZM35 227H36V226H35ZM35 227H34V229H35ZM46 227H47V226H46ZM115 227H116V226H115ZM255 227H256V225H255ZM258 227H259V226H258ZM263 227H264V225H263ZM32 228H33V227L31 226L30 229L32 230ZM43 228H44V227H43ZM43 228H42V229H43ZM104 228H105V227H104ZM107 228H109V227H107ZM116 228H117V227H116ZM260 228L263 230L262 227H260ZM30 229H26V231H27V230H30ZM39 229L41 230V228H39ZM105 229H106V228H105ZM110 229H112V228H110ZM113 229H114V228H113ZM113 229H112V232H113ZM118 229H119V228H118ZM121 229H122V228H121ZM255 229H256V228H255ZM261 229H260V230H261ZM37 230H38V229H37ZM123 230H124V228H123ZM71 231H74V230H71ZM71 231H70V233H72ZM106 231H107V229H106ZM114 231H116L115 233H118L116 229H115ZM119 231H120V230H119ZM121 231H122V230H121ZM125 231H126V230H125ZM28 232H30V231H28ZM37 232H38V231H37ZM75 232H77V231H75ZM108 232H109V231H108ZM110 232H111V231H110ZM110 232H109V233H110ZM123 232H124V231H123ZM257 232L259 233L258 230H257ZM39 233L41 234L42 231H41V232L39 231ZM39 233H38V234H39ZM43 233L45 234V232H43ZM43 233H42V234H43ZM46 233H47V231H46ZM54 233H55V232H54ZM67 233H68V232H67ZM113 233H114V232H113ZM127 233H128V232H127ZM261 233H262V232H261ZM38 234H36V236H37ZM40 234H39V235H40ZM48 234H49V235L51 234L50 236H52V237L54 236V235H52V233H48ZM57 234H58V233H57ZM57 234H56V235H57ZM72 234H73V233H72ZM46 235H47V234H46ZM56 235H55V236H56ZM60 235H61V234H60ZM70 235H71V234H70ZM74 235H75V234H74ZM86 235H87V234H86ZM116 235H118V234H116ZM119 235H120V234H119ZM119 235H118V236H119ZM261 235H262V234H261ZM261 235H260V236H261ZM0 236H1V235H0ZM36 236H35V237H36ZM41 236H42V235H41ZM50 236H49V237H50ZM58 236H59V235H58ZM43 237L46 238L47 236H44V235H43ZM56 237H57V236H56ZM65 237H66V236H65ZM262 237H263V236H262ZM1 238H2V237H1ZM45 238H44V239H45ZM90 238H92V237H90ZM121 238H122V237H121ZM59 239L64 240L63 238H59ZM116 239H117V237H116ZM215 239H216V238H215ZM0 240H1V239H0ZM90 240H91V239H90ZM213 240H214V238H213ZM1 241H3V240H1ZM1 241H0V242H1ZM71 242H72V241H71ZM74 242H75V241H74ZM74 242H73V243H74ZM76 242H77V241H76ZM84 242H85V241H84ZM219 243H220V242H219ZM211 244H212V243H211ZM86 245H87V244H86ZM214 245H215V244H214ZM84 246H85V245H84ZM210 246H211V245H210ZM21 247H22V246H21ZM86 247H88V246H86ZM90 247H91V246H90ZM208 247H209V246H208ZM261 247H262V246H261ZM18 248H19V247H18ZM215 248H216V247H215ZM229 248H230V247H229ZM229 248H227L228 251L226 250L227 253H229ZM257 248H258V247H257ZM263 248H264V247H263ZM19 249H23V248H19ZM84 249H85V247H84ZM129 249H130V248H129ZM211 249H212V248H211ZM220 249H221V248H220ZM225 249H226V247H225ZM230 249H231V248H230ZM234 249H235V248H234ZM14 250H16V249L13 248V251H14ZM88 250H89V249H88ZM88 250L86 249V251H88ZM213 250H214V248H213ZM213 250H212V251H209V250H208V251H209V252H213ZM247 250H248V249H247ZM247 250L245 251V249H244V252H243V253H240V254L243 255V256H240V255H239V257H240V258H243L245 254H248L249 257L252 258V259H251V260H253L252 262L255 263V264H257L258 259H260V257H261L262 255H260L259 253H257L256 255L253 254V253H251V252L248 253ZM260 250H261V248H260ZM17 251H18V250H16V253H19V251H18V252H17ZM21 251H22V250H21ZM21 251H20V252H21ZM206 251H207V250H206ZM250 251H251V250H250ZM22 252H24V250H23ZM84 252H85V251H84ZM209 252H207V253H209ZM223 252H224V251H223ZM88 253H90V252H88ZM218 253H219V252H218ZM225 253H226V252H225ZM232 253H235V252H232ZM211 254H213V253H211ZM222 254H223V253H222ZM16 255H17V254H16ZM223 255H224V254H223ZM226 255H227V254H226ZM232 255H233V254H232ZM23 256H25V255H23ZM23 256H22V257H23ZM206 256L209 257V255H206ZM227 256H228V255H227ZM233 256H235V255H233ZM245 256H246V255H245ZM213 257H216V255L214 254ZM224 257H225V255H224ZM235 257H236V256H235ZM237 257H238V256H237ZM239 257H238V259H239ZM211 258H212V256H211ZM211 258H210V259H211ZM218 258H219V256H218ZM226 258H227V257H226ZM229 258H230V257H229ZM244 259H245V257H244ZM247 259H248V257H247ZM203 260H205V259H203ZM241 260H243V259H241ZM105 261H106V260H105ZM239 261H240V259H239ZM245 261H246V260L241 261L240 264H248V262H247V261L245 262ZM261 261H262V260H261ZM203 262H204V261H203ZM258 262H259V261H258ZM103 263H104V262H103ZM108 263H109V262H108ZM108 263H107V264H108ZM218 263H219V262H218ZM101 264H102V263H101ZM109 264H110V263H109ZM235 264H236V263H235Z\"/></svg>",
  "mask_w": 264,
  "mask_h": 264
}]
</instances>
